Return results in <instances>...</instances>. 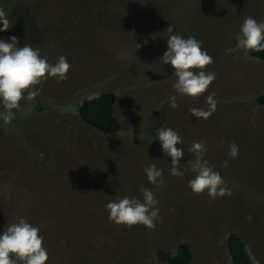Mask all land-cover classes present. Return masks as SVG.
I'll return each instance as SVG.
<instances>
[{"label": "rangeland", "instance_id": "rangeland-1", "mask_svg": "<svg viewBox=\"0 0 264 264\" xmlns=\"http://www.w3.org/2000/svg\"><path fill=\"white\" fill-rule=\"evenodd\" d=\"M0 16L9 24L0 38L16 36L17 46L39 48L48 63L64 56L70 65L65 79L41 80L34 99L22 98L9 123L0 120V230L20 217L38 226L44 264H163L178 242L190 246V264H231L225 238L233 231L264 264V103L255 102L264 94V62L239 42L245 17L264 21V0H0ZM169 25L212 57L204 70L215 79L196 97L175 92L174 70L159 59ZM104 92L116 94V134L76 115L82 99ZM210 92L212 114H190L207 110ZM37 102L49 107L35 111ZM161 126L181 137L183 176L169 174L170 157L155 139ZM194 141L205 143L204 159L231 195L190 190ZM229 143L238 145L235 158ZM149 164L161 170L162 184L147 181ZM143 188L158 201L154 228L107 219L108 201L142 199Z\"/></svg>", "mask_w": 264, "mask_h": 264}, {"label": "clouds", "instance_id": "clouds-1", "mask_svg": "<svg viewBox=\"0 0 264 264\" xmlns=\"http://www.w3.org/2000/svg\"><path fill=\"white\" fill-rule=\"evenodd\" d=\"M9 24L0 16V31L7 30ZM166 50L159 58L174 70L176 77L172 88L176 93L189 97H196L206 91L207 86L215 79V73L205 71L206 65L212 62V57L201 48V43L193 36L184 38L173 32L171 25L166 29ZM240 45L247 51H264V21L257 22L251 16L245 17L239 28ZM18 38L10 36L7 40L0 38V120L9 123L15 116L14 109L20 108L19 101L34 99L40 92L38 85L41 80L55 76L58 81L65 79L70 65L64 56L57 58L52 64L40 55V49L28 44L17 46ZM144 45L148 40L142 42ZM136 49L141 44H135ZM26 92V95H25ZM215 93L210 92L206 97L207 110L193 107L189 109L194 117L207 118L215 110L217 101ZM169 107H177L176 96L168 97ZM155 139L159 141L164 154L170 157L169 174L183 176L179 169V158L184 149L175 145L182 144L181 137L172 128L161 126L156 129ZM194 159L189 161L191 171L195 173L189 180V187L193 193L206 190L210 199L217 196L231 195V190L225 185L223 177L204 159L206 146L203 141H194L189 149ZM239 148L235 143L228 144L227 155L235 158ZM228 161H224L227 166ZM148 182L162 184V172L154 164L143 168ZM142 199L124 196L110 200L105 204L108 210L107 219L115 224L132 226L141 224L147 229L155 227L154 221L159 219L158 201L154 193L147 188L141 189ZM245 219L251 220V216ZM39 227L20 217L16 222L0 230V264H44L48 259L47 249L42 246L43 236L39 235Z\"/></svg>", "mask_w": 264, "mask_h": 264}, {"label": "trees", "instance_id": "trees-1", "mask_svg": "<svg viewBox=\"0 0 264 264\" xmlns=\"http://www.w3.org/2000/svg\"><path fill=\"white\" fill-rule=\"evenodd\" d=\"M246 54L258 61L264 62V51L254 52L245 50ZM116 94L104 92L90 99H82L78 104L76 115L86 126L104 135L116 134L120 131V122L114 114ZM255 102L264 103V94L255 96ZM35 111H43L49 107L47 103H32ZM226 249L231 264H254L245 248L242 237L233 231L227 233L225 238ZM193 255L190 246L186 242H178L175 245L173 255L163 264H190Z\"/></svg>", "mask_w": 264, "mask_h": 264}, {"label": "crops", "instance_id": "crops-1", "mask_svg": "<svg viewBox=\"0 0 264 264\" xmlns=\"http://www.w3.org/2000/svg\"><path fill=\"white\" fill-rule=\"evenodd\" d=\"M245 244V243H244ZM245 248H246V245H245ZM252 258H253V256H252ZM252 260V259H251ZM253 260L256 262V263H258L254 258H253ZM253 262V261H252ZM254 263V262H253ZM255 264V263H254Z\"/></svg>", "mask_w": 264, "mask_h": 264}]
</instances>
